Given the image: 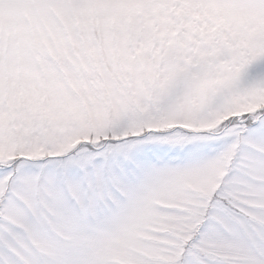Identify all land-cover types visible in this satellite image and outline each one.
Instances as JSON below:
<instances>
[{
    "label": "snow or ice",
    "instance_id": "6c2138e0",
    "mask_svg": "<svg viewBox=\"0 0 264 264\" xmlns=\"http://www.w3.org/2000/svg\"><path fill=\"white\" fill-rule=\"evenodd\" d=\"M0 264H264V0H0Z\"/></svg>",
    "mask_w": 264,
    "mask_h": 264
}]
</instances>
